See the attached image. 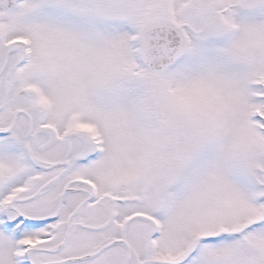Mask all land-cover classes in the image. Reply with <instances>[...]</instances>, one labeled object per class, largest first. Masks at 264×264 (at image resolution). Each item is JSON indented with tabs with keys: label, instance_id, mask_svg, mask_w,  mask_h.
I'll return each instance as SVG.
<instances>
[{
	"label": "snow or ice",
	"instance_id": "snow-or-ice-1",
	"mask_svg": "<svg viewBox=\"0 0 264 264\" xmlns=\"http://www.w3.org/2000/svg\"><path fill=\"white\" fill-rule=\"evenodd\" d=\"M0 264H264V0H0Z\"/></svg>",
	"mask_w": 264,
	"mask_h": 264
}]
</instances>
